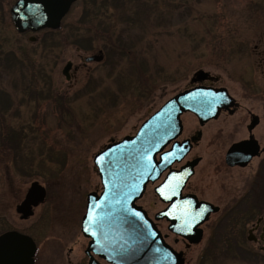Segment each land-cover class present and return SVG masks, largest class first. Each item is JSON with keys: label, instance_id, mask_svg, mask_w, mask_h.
<instances>
[{"label": "rangeland", "instance_id": "374dc122", "mask_svg": "<svg viewBox=\"0 0 264 264\" xmlns=\"http://www.w3.org/2000/svg\"><path fill=\"white\" fill-rule=\"evenodd\" d=\"M17 1L0 0V233L34 223L42 213V226L33 229L42 245L43 223L51 216L45 213L52 208L65 248L56 259L42 249L40 264H86L89 238L80 222L87 195L102 191L94 155L135 135L167 100L195 84L194 74L202 70L218 78L215 85L237 106L229 109H236L232 116L222 114L204 126L192 113L181 115V138L193 136L189 141L196 143L188 159L200 160L186 192L199 190L198 198L220 211L200 225L198 244L171 233L166 221H155L156 227L182 252L184 264H241L242 253L232 246L226 252L234 259L223 256L225 247L215 255L208 251V238L219 230L222 239L231 236L230 244L237 240L257 252L245 241L248 225H233L224 213L242 202L245 184L259 174L258 159L248 168L227 169L223 158L231 142L246 138L248 110L261 117L254 134L264 142V62L252 53L256 45L264 50V0H75L55 33H19L10 14ZM99 49L103 59L83 66ZM67 61L80 66L68 81L62 74ZM216 132L222 136L214 141ZM211 142L222 146L210 149ZM33 183L47 190V199L27 219L17 207ZM251 199L260 200L259 192ZM137 204L152 219L165 207L151 185Z\"/></svg>", "mask_w": 264, "mask_h": 264}, {"label": "water", "instance_id": "95a60500", "mask_svg": "<svg viewBox=\"0 0 264 264\" xmlns=\"http://www.w3.org/2000/svg\"><path fill=\"white\" fill-rule=\"evenodd\" d=\"M75 0H18L11 8V20L19 33L56 30ZM103 59L102 52L86 57L85 62ZM71 63L62 69L67 77ZM202 71L194 74L195 76ZM237 103L224 88L193 87L167 100L147 118L136 134L111 142L97 152L93 164L100 178V194L86 197V213L81 232L91 238L86 252L92 250L109 264H184L182 252L168 245L156 224L137 203L147 185L157 181L173 164L180 162L190 150L189 141L165 148L182 133L181 115L190 112L200 125L215 119L221 110L235 108ZM255 118V117H254ZM248 127L251 129L255 124ZM200 134L198 133V136ZM198 138V137H197ZM194 140V139H193ZM248 141L233 144L225 162L228 166L244 167L257 155V147L247 148ZM193 160L180 171H171L154 190L158 199L168 204L154 216L155 221L166 220L174 235L197 244L202 238L199 228L218 208L193 195L182 196V189L193 174ZM45 198V190L33 183L24 201L17 207L24 217L32 214V207ZM85 228L88 230L85 231ZM35 244L31 238L17 232L0 236V264H33ZM88 264H99L90 259Z\"/></svg>", "mask_w": 264, "mask_h": 264}, {"label": "flooded vegetation", "instance_id": "af4514ba", "mask_svg": "<svg viewBox=\"0 0 264 264\" xmlns=\"http://www.w3.org/2000/svg\"><path fill=\"white\" fill-rule=\"evenodd\" d=\"M71 7H72V5L70 6V8H69L68 12L65 14V16L61 19L60 23L62 21H64V19L67 17ZM45 30H47V29H45ZM57 30H49V32L55 33V32H58ZM258 48H259V45L253 46L252 53L258 57V62L262 63V62H264V50L263 49L259 50ZM246 49H247V45L244 46V50H246ZM99 50L101 51L102 49H99ZM103 55H104V52H103ZM84 59H83V62H84L83 66H87V64H90V63H93V64L97 63V62H86L85 63ZM68 62H70L71 65H70V68L67 71V77H68V79H66L67 81L68 80H72L75 77L76 72L80 69V66H73L71 61H67L66 64ZM66 64H65V66H66ZM200 71H202V70H200ZM194 82H195V84L191 85L187 89H190V88H193V87L214 88V89L222 88V87H218V86L215 85V83L218 82V78L217 77H215L213 75H210L209 73H205L204 71L198 73L195 76V81H191V84L194 83ZM235 111H236V109H235ZM235 111L233 113H230L229 110H222V111H220L218 113V115H217V117L215 119L206 122L204 125L208 124L211 121L218 120L219 116L222 115V114L226 115V116H232L235 113ZM248 115H249V123L246 125V130H247L246 138H241L239 140L231 142V144L229 145V147L226 149V151L224 153L223 164H224V166L227 169H235V168L242 169V168L251 167V164L253 163L252 161L255 160V159H258V164L256 166V169H257L256 171H259V174L254 175L253 179L251 178L252 180L248 181L245 184V188L246 189H245V192H244V195H243L244 198L242 197L243 198L242 202L241 201L240 202L237 201L233 206L227 208L225 213H224V216L225 217L227 216L226 217L227 221L232 218L233 225L237 221H238V223L240 221H242L243 225H246V226L248 225V227H247V235H246L245 241L247 243H249V244L254 245V247L256 248L257 252H253L252 249L249 248V246H245L244 244H243V246H241V244H239L237 242V240L232 241L231 244H230L231 236L228 239H222L224 231L220 232V230H219L218 233L217 232L213 233L211 235L212 237L210 236L208 238V248L207 249H208L209 252L212 250V253L214 252V255H215V249L216 248L225 247V249L223 251V256H224V253H226L228 255V253L226 252L227 247L232 246V247H234L233 249L237 250V252L242 253L241 258H239V256H238V258L240 259V262H242L241 264H264V142L260 143V141L258 140V138H256V136L254 134V130H256L258 128V126H260V123L262 122V120H261V117L258 114L252 113L249 110H248ZM222 118H221L220 124H222V126L227 125L228 124V120L227 119L225 120L224 116ZM253 119H255L254 120L255 124H254V126L251 129H248V127L252 124ZM196 121H197V123L200 126V123L197 120V118H196ZM183 129H184V127H183V123H182V133H181L180 137H178L175 141L171 142L168 145L169 148L167 150H170L173 145H176L177 143H181V142L186 141V140L189 141V139H191L193 137V136H190L189 138L188 137L181 138V136L183 134ZM222 129L224 130V127H222ZM198 132H200V131H197L196 133H198ZM219 135H220V133L216 132L215 136H214V138H212V140L215 141L218 138ZM220 136H222V134ZM201 137H202V133H200V138ZM244 141H248L247 148L252 149L254 147V149H255L257 147V151H258L257 155L252 157L244 167L228 166L226 164V162H225V157H226V154H227L228 150L230 149V147L233 144L244 142ZM189 144H190L191 148L188 151V153L185 155V157L180 162L173 163L162 174L160 179H158L154 183H150L149 184V185L153 186V191L155 190V188L157 186H159L160 184L163 183V181L165 180L166 176L171 171H180L182 168H184L187 165V163H189V162L194 160V159L189 160L188 157L192 153V150H193L194 146H196V143H194L192 141H189ZM208 144H207L208 147H210V149H213V150H218V148H220L222 146V143H220V142L219 143L211 142V143H208ZM250 145H252L253 147L252 146L250 147ZM199 162H200V160L193 167V174L187 180V182L185 183V185H184V187L182 189V196L193 195L194 197H196L197 200L199 199L198 201H202V200H200V198H198V195H197L199 190H196V191L193 190L194 192H192V191L186 192L187 186L190 183V179L196 173V167L198 166ZM214 168H216V166L212 167L211 172H213L215 170ZM44 190H45V198L37 206H39L42 203L46 202L47 190L45 188H44ZM200 192L202 193V190H200ZM257 192H259L260 200L259 201H253L251 199V197L254 198L256 196ZM154 194H155V192H154ZM156 197H157V195H156ZM204 202H206V201H204ZM250 202H252L253 205H249ZM164 205H165V207L162 210H160V211H163L164 209L167 208L168 204H164ZM241 205H242V207H241ZM216 207L218 208V211L216 213H218L220 211V208L218 206H216ZM34 208H36V206L32 207V214L29 217L34 215ZM160 211H158V212H160ZM46 212H48V213H45L46 215H51V216L48 218L46 215H44V219L48 218L49 222L48 223H43V225H45V227H47V228L45 229V231L41 232V236H43L42 245H38V243H36V240H35V238L36 237L37 238L40 237V235H35L34 232H33V229H35V227L38 228V227H40V225L42 226L41 223L39 225L40 219L42 220V213H40L38 215V218H37V220L34 223H31V224H29V225H27V226H25L23 228H20V229H16V228H13V227H8L7 230L6 229L2 230L3 232L0 233V235H1L2 233L7 232V231H9V232H17V233H19L21 235H25V236L31 238L32 241L35 244V253H34V256H33V264H40V253L42 252V249L46 250V253H47L46 255H49L51 259H54V258L56 259V258H58L57 256L59 254V251L61 252L62 249L65 248L63 246V245H65L64 241H63V237L58 232H56V229H58L57 226H59V225H58V223H56L57 220L53 217L52 208H48L46 210ZM158 212H156L154 214V216ZM85 213H86V206H85L84 215H85ZM216 213H211L209 215V217L212 214H216ZM147 215H148V213H147ZM228 215H230V216H228ZM233 215L234 216L237 215L238 218L236 220H234L235 218H234ZM83 216H82L81 222H80V232H81V224H82ZM154 216H153V219H152L148 215V217L151 220H153L154 223H155ZM224 216L223 215L221 217L219 216V218L223 219ZM29 217L27 219H29ZM209 217H208V219H209ZM27 219H24V220H27ZM160 221H166V220H160ZM156 222H158V221H156ZM168 226H169V223H168ZM168 226H167V230H168ZM199 228L202 230V238L200 240V242H201L202 239H203V229L201 227H199ZM163 237L165 238L166 235H164ZM179 238L182 239L183 241L188 242L187 240H185V239H183L181 237H179ZM90 241H91V238H89V242L87 244V248L89 246ZM47 242H49V243H47ZM55 242H57L59 244H54ZM43 244H44V247L41 248L40 246H43ZM86 249L84 250V254L87 257V263L86 264H88L90 259L96 260L99 264H101V261H104L105 263H107L105 260H103L102 258L98 257L95 253H93L92 250H89V252H86ZM71 252H72V249L69 248L68 254H71ZM203 257H204V255H203ZM231 257L233 258V256H231ZM231 257L229 256V258H231ZM232 264H235V263L232 261Z\"/></svg>", "mask_w": 264, "mask_h": 264}, {"label": "bare ground", "instance_id": "6f19581e", "mask_svg": "<svg viewBox=\"0 0 264 264\" xmlns=\"http://www.w3.org/2000/svg\"><path fill=\"white\" fill-rule=\"evenodd\" d=\"M186 113H187V112H186ZM188 113H190V112H188ZM193 115H194V114H193ZM194 116H195V115H194ZM195 117H196V116H195ZM197 120H198V119H197ZM204 124H205V123H204ZM204 124H203V125H204ZM237 166H238V165H237ZM234 167H235V166H234ZM240 167H242V166H240Z\"/></svg>", "mask_w": 264, "mask_h": 264}, {"label": "snow or ice", "instance_id": "6c2138e0", "mask_svg": "<svg viewBox=\"0 0 264 264\" xmlns=\"http://www.w3.org/2000/svg\"><path fill=\"white\" fill-rule=\"evenodd\" d=\"M88 229L87 228H85V231H87Z\"/></svg>", "mask_w": 264, "mask_h": 264}, {"label": "trees", "instance_id": "16d2710c", "mask_svg": "<svg viewBox=\"0 0 264 264\" xmlns=\"http://www.w3.org/2000/svg\"><path fill=\"white\" fill-rule=\"evenodd\" d=\"M258 201H259V199H258Z\"/></svg>", "mask_w": 264, "mask_h": 264}]
</instances>
